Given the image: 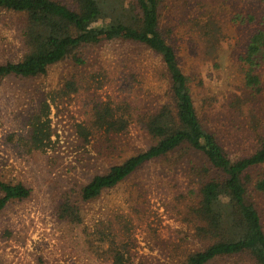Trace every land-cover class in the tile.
Returning <instances> with one entry per match:
<instances>
[{
	"label": "rangeland",
	"instance_id": "obj_1",
	"mask_svg": "<svg viewBox=\"0 0 264 264\" xmlns=\"http://www.w3.org/2000/svg\"><path fill=\"white\" fill-rule=\"evenodd\" d=\"M162 12L204 124L226 138L231 156L251 151V133L264 128V63L256 71L258 90L246 83L249 64L242 56L251 32L261 27L264 0H167ZM249 12L258 18L255 24L235 21L237 13ZM210 21L222 31L212 47L200 31ZM23 22L17 13L0 11V62L21 53ZM83 56L85 64L66 60L34 80H0V179L32 189L28 199L10 202L0 213V264H112L110 240L120 249L128 245L130 264H180L202 243L184 218L195 193L186 186L183 167L168 170L170 160L146 165L97 200H79V219L61 213L60 190L79 188L145 143L134 133L115 139L116 149L108 153L105 138L95 134L85 141L79 126L88 125L99 102L126 96V82L134 86V98L140 86L143 94L157 85L152 74L157 58L128 44L107 42ZM131 72L134 78H128ZM72 79L76 91L62 95ZM40 93L51 104L52 144L45 152H28L16 140L27 136V118L38 112ZM262 174L264 164L254 169V178ZM253 199L264 227V194L254 191Z\"/></svg>",
	"mask_w": 264,
	"mask_h": 264
},
{
	"label": "trees",
	"instance_id": "obj_2",
	"mask_svg": "<svg viewBox=\"0 0 264 264\" xmlns=\"http://www.w3.org/2000/svg\"><path fill=\"white\" fill-rule=\"evenodd\" d=\"M166 3L167 0H0V11L17 13L24 19L19 30L21 53L14 60L0 62V80H34L66 60L85 64L83 54L88 48L107 42L125 43L138 54L146 52L157 58L152 69L157 83L153 91L142 94L140 86L134 98V86L126 82V96L99 102L88 125L79 126L85 141L95 134L105 138L108 153L116 147L115 139L129 138L134 133L143 138V147L79 188L60 190L61 213L72 216L73 221L79 219V200H97L146 165L170 160L166 162L168 170L177 172L183 167L188 178L186 186L192 187L190 194L195 193L186 205L184 218L202 243L180 264H264V227L253 199L254 191L264 194V174L254 178V169L264 164V128H255L251 133V151L233 157L226 138L204 124L176 45L162 26ZM262 17L261 27L251 32L242 56L249 64L246 83L258 90L261 79L256 71L264 63ZM237 20L248 25L255 24L258 18L250 12L237 13ZM200 31L213 42L211 47L222 32L215 21L200 26ZM134 77L133 72L128 76ZM76 85L75 79L66 82L62 95L76 91ZM37 98L40 108L27 118L28 134L16 140L28 152H45L52 144L51 104L42 93ZM31 194L32 189L22 182L0 179V213L10 202L26 200ZM72 196L76 197L74 204ZM109 233L105 236L100 232L103 238ZM110 242L112 264H130L132 252L128 245L120 249L114 240Z\"/></svg>",
	"mask_w": 264,
	"mask_h": 264
}]
</instances>
